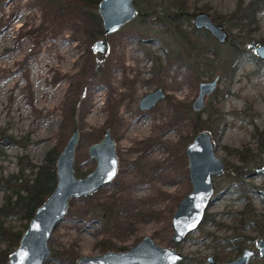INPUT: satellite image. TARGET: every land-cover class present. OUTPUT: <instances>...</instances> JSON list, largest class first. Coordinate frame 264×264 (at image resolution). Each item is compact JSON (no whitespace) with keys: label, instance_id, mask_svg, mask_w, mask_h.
Returning <instances> with one entry per match:
<instances>
[{"label":"rangeland","instance_id":"rangeland-1","mask_svg":"<svg viewBox=\"0 0 264 264\" xmlns=\"http://www.w3.org/2000/svg\"><path fill=\"white\" fill-rule=\"evenodd\" d=\"M236 2L187 0L186 7L177 8L168 0H150L144 19L137 13L106 34L108 50L103 57L101 51L92 49L93 42L103 37L97 2L0 0V37L11 19L15 23L12 35L0 39V48H12L11 54H17L0 67V148L6 155L0 159V173L17 171L22 155L36 165L48 151H55L57 157L75 123L79 128L74 157L77 176L95 166L88 146L103 136L105 128L114 139L118 159L111 181L69 199L67 212L49 239L54 259L46 260L48 264H74L81 254L121 250L143 235L181 251L183 257L175 264H210L207 255H223L215 247L217 239L241 230L253 237L245 246L254 247L255 237H264L256 229H237L235 221L248 201L256 216L264 214V175L256 171L264 152L259 134L264 130V60L248 49L250 39L264 42V11L256 13L255 28L229 30L223 16ZM134 4L139 9L137 0ZM21 10L28 12L23 19L17 16ZM199 11L222 24L227 38L232 33L241 42L243 49L234 56L229 75H223L221 65L232 51L228 40L219 42L200 28L201 41L216 47L220 55L205 52L198 64L194 51L175 31L177 26L193 31V16ZM47 42L55 51L66 44L73 53L70 65L54 67L46 74L52 89L64 84L52 109L45 101L36 106L26 86L34 66L29 60L40 57ZM10 76L17 80L6 86ZM216 76L215 89L205 95L197 117L192 102L199 82ZM156 87L163 89V97L141 109L140 97ZM133 125H142L141 130H131ZM202 129L211 132L215 153L226 168L221 176H213L215 199L207 216L185 240L174 243L171 214L191 187L185 147ZM25 172L29 178L33 176L30 167ZM2 201L0 189V204ZM28 221L13 219L12 224L23 232ZM239 254L233 251L229 258ZM249 264H264V257H254Z\"/></svg>","mask_w":264,"mask_h":264},{"label":"water","instance_id":"water-1","mask_svg":"<svg viewBox=\"0 0 264 264\" xmlns=\"http://www.w3.org/2000/svg\"><path fill=\"white\" fill-rule=\"evenodd\" d=\"M96 9L102 21L103 37L93 42L92 49L101 51L104 57L108 50L106 34L118 30L130 21L137 15L138 9L134 0H98ZM193 23L195 27L209 31L219 42L227 39L223 25L216 23L205 11L195 13ZM248 49L264 60V42L250 39ZM216 82L217 76L199 82L198 93L192 102L195 111L203 107L205 95L215 89ZM163 94L161 87L144 93L139 99V107L150 108ZM78 138L79 128L75 123L67 142L55 158L56 184L53 190L35 208L18 244L11 250L4 264H44L51 256L49 239L55 226L66 214L69 199L93 192L116 175L118 159L109 128H105L103 136L88 146V154L96 163L83 176H77L74 169ZM215 149L216 142L207 129L196 132L185 147L191 187L179 199L171 214V239L174 243L185 240L199 226L215 199L213 176H221L226 168L225 161L216 155ZM262 160V165L257 166L256 171L264 175V152ZM255 243L257 250L264 255V238L258 236ZM253 253V249L246 247L235 258L216 262L213 255H208L206 261L216 264H246ZM182 257V252L174 246H161L149 235H143L137 242L121 250L107 249L98 254H81L74 264H175Z\"/></svg>","mask_w":264,"mask_h":264},{"label":"trees","instance_id":"trees-1","mask_svg":"<svg viewBox=\"0 0 264 264\" xmlns=\"http://www.w3.org/2000/svg\"><path fill=\"white\" fill-rule=\"evenodd\" d=\"M87 3H96L98 0H82ZM143 1L147 2L146 6ZM138 13L142 15L143 19L148 13L147 8L150 9V0H137ZM168 3L177 8L186 7L187 0H168ZM264 11V0H237L236 7L224 17L227 28L229 30L238 27L243 29L244 27H256L257 16L256 13ZM152 14V13H150ZM192 14V13H191ZM204 29V28H203ZM193 31H185L180 27H176L175 31L177 35L184 40L191 50L194 51V57L196 62L200 63L199 59L205 52L211 51L215 56H219L216 47H211L209 44H204L201 41L199 33L202 31L200 27L194 26ZM206 30V29H205ZM209 32V31H208ZM208 32H206L208 34ZM209 35V34H208ZM232 48V51L222 58L223 62V75H229L233 70L234 56L243 49L240 45L241 42L235 41L232 33L226 39ZM199 61V62H198ZM194 63V61H193ZM197 117H200V111H197ZM261 141L264 145V130L259 133ZM1 146V144H0ZM5 153L0 148V159L5 158ZM55 151H48L45 155L44 161L41 164H34L25 155L19 157L20 167L15 172L8 174L0 173V189L3 191V201L0 204V262H4L7 259L8 254L18 244L22 229H15L12 224L13 219L29 220L35 208L42 203L46 196L53 190L56 184L55 174ZM24 158V160H22ZM29 168L32 171V177L26 176L28 173L25 172V168ZM239 171H236L235 178L239 179ZM250 201L247 202V206L244 210L240 211L241 216L235 221L238 226L237 229H256L264 235V215L263 213H255ZM207 212L205 217L207 216ZM26 226V223H24ZM235 228V227H234ZM249 235L241 230L236 232L229 238L217 239V245L215 247L226 254L225 250H234L240 248L244 243L248 241ZM227 245L226 249L219 248L218 245ZM219 257H223L222 253H217ZM50 259H54V254L51 252ZM44 264H48V261Z\"/></svg>","mask_w":264,"mask_h":264},{"label":"bare ground","instance_id":"bare-ground-1","mask_svg":"<svg viewBox=\"0 0 264 264\" xmlns=\"http://www.w3.org/2000/svg\"><path fill=\"white\" fill-rule=\"evenodd\" d=\"M27 14H28V12L26 10H21V12H19L17 14V16L20 19L21 18L23 19L27 16ZM14 24L15 23H13V19H11L7 23L5 28L1 31V34H2V36L0 37L1 40L4 37H10L12 35ZM67 48H66V44H63V45H61V47L58 50L55 51L52 49V44L50 42H47L43 54L38 58H34V57L32 58L31 57V60H29V62H31L32 65H34V66L31 67V72L28 76L29 81L26 84V86L29 89V97H31L30 99H35L34 103L36 104V106L41 107L42 103H44V101H45L46 107L49 109H52L55 101L58 100L57 98H60V92L64 88V84L61 85V87H59L57 89H52L51 85H49V83H47V81H46V74H47V72H49L54 67L60 66V67L65 68L68 66L70 61L73 59L72 58L73 53L69 52ZM3 49H5V48H0V67L4 65V60L8 59L7 61L9 62L12 60L13 57H15L17 55V54H15V55L11 54L12 48H8L7 51H4ZM15 70L16 69H13L12 71H15ZM16 77L12 76L11 78H9L8 82L6 83V86L12 85L14 82H16V80H17ZM5 88H7V87H5ZM45 88H46V90H44ZM103 106H101V108ZM94 109L97 110V109H99V107H95ZM140 123H143V122H140ZM140 123H138V124H140ZM141 126L142 125H136V126H134L132 128L130 127V128H131V130H135V129H139L138 127H141ZM143 128H144V126H143ZM139 130H141V128Z\"/></svg>","mask_w":264,"mask_h":264},{"label":"flooded vegetation","instance_id":"flooded-vegetation-1","mask_svg":"<svg viewBox=\"0 0 264 264\" xmlns=\"http://www.w3.org/2000/svg\"><path fill=\"white\" fill-rule=\"evenodd\" d=\"M5 139V138H4ZM232 236V235H231ZM258 237V236H257ZM257 237H255V239L257 238ZM263 237V236H262ZM221 238H224V237H221ZM227 238H229V237H227ZM251 238V236H249L248 237V240ZM264 238V237H263ZM255 239H254V247H250V246H245V244H248L250 241H252L253 240V237L251 238V240H249V241H247L246 243H244L240 248H235L234 250H225V253L226 254H224L223 255V257H219L218 256V254L215 252V254H212V253H210L209 255H213V257H214V259H215V261L216 262H219V261H223V260H227V259H232V258H229L230 257V254H231V252H233V251H236V252H239L240 254L242 253V251H243V249L244 248H246V247H248V248H251V249H253L254 250V253L251 255V257L249 258V260L247 261V263L246 264H249L250 263V260H252L254 257H257V256H262V257H264V255H262L258 250H257V246H256V243H255ZM218 247L219 248H223V249H226L228 246L227 245H225L224 243H223V245L221 244V245H218ZM239 254V255H240ZM208 256V255H207ZM238 256V255H237ZM236 256V257H237ZM207 258V257H206ZM235 258V257H234ZM216 262H208V263H210V264H216Z\"/></svg>","mask_w":264,"mask_h":264}]
</instances>
